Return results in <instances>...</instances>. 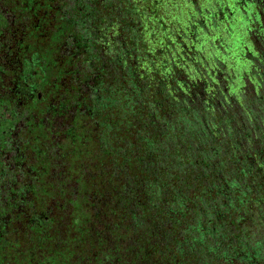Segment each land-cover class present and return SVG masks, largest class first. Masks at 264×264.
Listing matches in <instances>:
<instances>
[{"label":"flooded vegetation","instance_id":"af4514ba","mask_svg":"<svg viewBox=\"0 0 264 264\" xmlns=\"http://www.w3.org/2000/svg\"><path fill=\"white\" fill-rule=\"evenodd\" d=\"M194 3L0 0V264L37 251L48 258L84 251L104 264H124L140 255L124 248L138 231L131 230L132 221H158L154 231L163 224L166 237H179L178 254L171 253L168 264H264V211L249 207L243 217L228 212L223 221L201 218L193 224L189 217L173 219L168 196L167 221L145 217L141 198L148 196L135 183L145 177L136 180L128 159L124 162V99L145 96L138 91L142 85L151 88V44L161 46L167 38L182 47L168 30L186 24L187 16L193 19ZM193 24L196 33L201 24ZM260 27L264 31V0H246L242 10L238 4L229 14L225 28L231 41L223 49L232 55L227 60L231 82L240 87L241 79L255 70L260 81L254 89L259 87L264 97ZM261 136L256 152L264 154ZM207 196L213 209L222 207L217 192ZM183 203L175 217L185 216ZM192 226L196 232L189 234L199 243L187 249L192 236L184 229ZM27 247L32 251L23 252ZM108 257L113 259L108 262Z\"/></svg>","mask_w":264,"mask_h":264},{"label":"trees","instance_id":"16d2710c","mask_svg":"<svg viewBox=\"0 0 264 264\" xmlns=\"http://www.w3.org/2000/svg\"><path fill=\"white\" fill-rule=\"evenodd\" d=\"M245 2L246 0H239L241 10L245 9ZM228 5L230 0H195L193 6L196 12L192 13V20L187 16L185 25L179 23L170 28L166 26L165 28H169L168 34L180 40L182 47L177 48L167 38H164L161 46L151 44V88L148 89V84L145 87L142 85L138 91H142L145 96H128L124 99V162L128 159L127 169L137 173L136 180L141 175L145 177L144 181H139L138 184L135 182L148 196L147 199L141 198L144 200L141 205L144 207L145 217L167 221L169 216L165 202L169 200L168 196L172 200V216L174 213H182L183 202L187 204L183 213L185 216L179 218L174 215L173 219L182 221L189 217L188 220L193 221V224L201 218L223 221L228 212L232 216L243 217L242 212L248 214L249 207L251 212L255 209L261 213L264 211V154L256 152L257 144L262 142L264 126L260 127V124L264 116L260 120H254L256 126L254 124L253 128L247 125L250 117L254 116L253 108L256 105L261 104L260 108L264 110V98L259 87L258 101L253 99L254 95L249 90L241 88L236 91V101L228 91L230 86L234 90L237 87L231 82L233 74L229 72L227 60L230 59V49H223L224 46L229 47L231 41L230 33L225 28L229 21V13L225 9ZM198 7L201 8L199 13ZM194 21L201 24V29L196 33ZM240 57L244 59L243 54ZM258 66L256 61L252 66L253 70ZM250 77L248 82L254 88L260 78L255 73H251ZM248 82H245V86ZM263 85L261 82V86ZM243 91L245 92L241 94ZM135 154L141 157L138 155L136 158ZM247 154L255 155L256 159L252 160ZM244 155H247L246 160ZM207 170L213 171L214 175L211 177L204 172ZM207 177H211L209 183L206 181ZM222 178H226L225 182L221 181ZM211 191L214 194L217 192L220 197L218 205L222 207L219 210L213 209L211 203H208L207 195ZM225 194V199L229 198L224 202ZM205 203L208 204V209ZM260 217L264 221V215ZM126 223L125 221V225ZM154 223L157 224L158 221L131 222V230L138 228V231L132 233L131 240L125 241L124 248L129 251L139 250L140 255L132 261L124 259V264H168L173 259L171 253L178 254L175 242L179 237H173L174 234L166 237L162 232L163 224L160 229L156 225L154 231ZM186 231L188 236H192L187 249H195L199 243L198 238L194 233L189 234L196 232L195 226L184 229L185 233ZM199 231L200 227L197 233ZM151 233H155V236L151 237ZM109 245L110 241L108 251L111 249ZM26 249L32 251L27 247L23 252H27ZM52 250L49 249L47 253ZM68 252L60 253L57 258L41 256L38 251L24 253L4 258L3 264L105 262L101 257L93 259L84 251L75 257ZM112 257H108L107 261L110 262Z\"/></svg>","mask_w":264,"mask_h":264},{"label":"rangeland","instance_id":"374dc122","mask_svg":"<svg viewBox=\"0 0 264 264\" xmlns=\"http://www.w3.org/2000/svg\"><path fill=\"white\" fill-rule=\"evenodd\" d=\"M233 7H238V2H233V3H231L230 5H228L227 7H225V9H226V12L227 13H229L230 14V12L232 11V8ZM261 29V27L260 28H258V31H259V34H260V36H262V35H264V31L263 30H260ZM253 33V31L252 32H249V33H247V35H251ZM245 41V35L244 34H242V37H241V42H244ZM240 45H241V43H240ZM240 54H242V53H240ZM243 57H245V56H243ZM252 73H255V71L254 72H252ZM232 78H233V75H232ZM250 79H251V77H250V75H247L246 77H244L243 79H241L242 81H240L238 84L240 85V87H236L237 89L238 88H243L242 90H244V89H246V90H249V91H251L252 92V94L254 95L253 96V99L255 100V101H258L257 100V96L260 98V95H259V90L258 89H254L250 84H249V82L248 81H250ZM236 80V79H235ZM245 80H247V81H245ZM237 81V80H236ZM245 82H248V85L247 86H245ZM235 85H237V84H235ZM228 91H229V93H231V95H232V97H234V101H236L237 99H238V94L236 93V91L234 90V88L233 87H228ZM245 91H243V92H241V94L242 93H244ZM264 98V97H263ZM261 107V104H258V105H256L254 108H253V113H254V116L251 118L250 117V121L247 123V125H248V127L249 128H253V126H254V120H260V119H262V117L261 116H263V112H264V110L262 111V108H260ZM241 124H245V123H241ZM263 124H264V122L262 121L261 122V124H260V127L261 126H263ZM235 126H236V123H235ZM255 126H256V124H255ZM250 154H253V153H250ZM250 154H247V155H250ZM247 155H244L243 157H244V160H246L247 159ZM251 156V159L253 160V159H256V156L255 155H250ZM237 158H239V160L241 159L239 156H237Z\"/></svg>","mask_w":264,"mask_h":264}]
</instances>
